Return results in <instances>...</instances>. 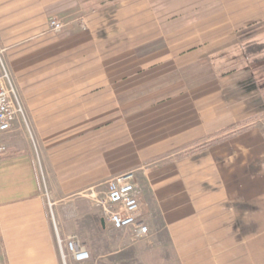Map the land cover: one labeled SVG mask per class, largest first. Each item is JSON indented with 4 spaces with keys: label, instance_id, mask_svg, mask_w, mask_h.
<instances>
[{
    "label": "crops",
    "instance_id": "crops-1",
    "mask_svg": "<svg viewBox=\"0 0 264 264\" xmlns=\"http://www.w3.org/2000/svg\"><path fill=\"white\" fill-rule=\"evenodd\" d=\"M50 1L0 0V42H7L6 37L36 33L38 20L44 23L49 14L59 9L49 10ZM181 1L154 3L171 6ZM255 1L216 0L223 3L224 14H215L234 22L246 20L248 26L256 23L247 38L262 35L264 0H258L257 6L252 5ZM111 3L86 0L81 6L95 12ZM241 4L247 6L242 9ZM237 10L244 15L238 16ZM168 48L150 55L158 62L151 69L167 65L171 68L172 47ZM135 71L130 83L140 74ZM73 73L69 63H58L53 71H43L17 83L29 120H18L6 134H13L18 125L29 121L37 142L34 147L27 141L18 144L13 134L7 141L11 153L8 151L0 159L3 264H108L110 255L124 252V248L110 251L107 232L113 228L84 194L121 172L104 167L103 160L93 159V117L95 110L101 116L110 115L112 107L124 110L125 101L143 98L144 91L138 86L125 91L123 84L128 79L110 81L109 71L105 77H94L92 69ZM159 77L145 82L152 85L164 78ZM169 82L179 84L175 87L178 91L171 87L168 95H157L150 87L149 95L144 93V98L170 100L163 110L154 109L147 120L155 124L151 130L161 132L154 140L156 146L158 141L165 142V155L158 152L165 160L164 177L162 173L150 174L145 197L134 178L140 207L146 203L150 207V212L140 208L139 216L150 227L148 237L156 246V258L164 259L163 264H264V102L252 76L246 72L202 76L196 83L203 85L201 89L212 85L208 92L195 87L190 90L189 76H177ZM206 107L209 110L204 111ZM199 131L210 133L206 135L207 142L217 137L214 133H234L190 152L188 148L204 143L199 141L200 135L190 136ZM102 138L95 142L99 144ZM18 151L22 154H12ZM57 235L63 239L77 235L89 250L90 259L64 262ZM131 253L133 258L140 255L135 248ZM127 257L123 253L118 260Z\"/></svg>",
    "mask_w": 264,
    "mask_h": 264
},
{
    "label": "rangeland",
    "instance_id": "rangeland-1",
    "mask_svg": "<svg viewBox=\"0 0 264 264\" xmlns=\"http://www.w3.org/2000/svg\"><path fill=\"white\" fill-rule=\"evenodd\" d=\"M83 1L86 0H54L55 5L51 6V0L48 9L52 7L59 9L56 14H49L44 23L38 20L36 33L29 36L6 37L7 42H0V48L4 49L3 61L12 73L16 85L28 76L53 71V67L58 63L62 66L69 63L73 74L92 69L94 77H105L104 74L109 71L110 81L128 79L123 84L125 91L135 89L137 86L144 91L141 93L143 98L125 101L124 110L109 108L110 115L107 116H101L98 110L94 111L93 159L103 160L104 167L108 166L109 169L115 167L121 172L110 175L84 193L92 205L94 197L102 195L105 182L114 175L133 173L144 197L149 192L150 174L162 173L161 178L164 177L165 160L159 155H165L166 147H163L165 142L158 141L156 146L154 140L161 132L155 133L151 130L155 124L150 125L147 120L154 109L163 110L170 100L144 98L149 95L151 89H153L151 92H156L157 95H168L171 87H174L175 92L178 91L176 88L180 87L179 84L170 83L171 78L189 76L190 90L195 87L198 91L208 92L212 90V85H205L206 89H201L203 85L197 84V79L202 76L220 77L246 72L252 76L264 102V53L260 58L257 57L256 61L254 60L256 56L243 52L242 49L244 44L256 40L261 35L246 37L252 29L250 27L256 23L248 26L246 20L234 22L225 17H217L218 14L215 12L222 11L223 3L219 4L215 2L216 0L204 2L183 0L170 6L161 3L155 5L154 0H111L113 3L107 7L95 12L90 9L87 12L81 6ZM252 5L257 6L258 0ZM241 6L244 9L247 5ZM237 12L238 16L244 15L238 10ZM52 20L61 23L59 31L51 30L49 24ZM168 47H172L171 68L167 65L151 69V65L158 62L153 60L154 56L150 59V55L163 48L170 49ZM162 53L164 52L158 54ZM166 55L170 57L169 52ZM118 66L121 68H117ZM135 70L140 74L130 83V77ZM159 76L164 78L157 83L148 85L145 82L153 77L159 79ZM115 86L116 84L111 85V89L115 90ZM207 110L209 109L206 107L204 111ZM26 118L28 119V116ZM233 133L229 131L214 133L217 137L209 142L205 140L209 137L206 135L210 134L206 131L190 133V136L200 135L199 141L204 140V143L198 145L200 146L220 141ZM4 134L0 136V142L7 146L9 154L11 151L7 141L13 134L15 143L23 144L27 141L31 147L36 146V132L29 121L28 124L22 122L18 125L17 131L13 134ZM100 136H103L102 141L97 144L95 140ZM192 148L187 150L191 151ZM159 151L163 153L159 154ZM140 208L150 212L147 203ZM93 209L96 211L94 207ZM147 221L149 222L148 219ZM107 233L110 251L124 248L123 253L128 256L120 261L118 256L123 253L112 254L108 264H163L164 259L156 258V246L149 240L150 230L142 239L134 238L129 228L110 229ZM133 248L140 251V257H132ZM69 260L67 258L66 262Z\"/></svg>",
    "mask_w": 264,
    "mask_h": 264
},
{
    "label": "built area",
    "instance_id": "built-area-1",
    "mask_svg": "<svg viewBox=\"0 0 264 264\" xmlns=\"http://www.w3.org/2000/svg\"><path fill=\"white\" fill-rule=\"evenodd\" d=\"M49 26L51 30L59 31L61 23L52 20ZM3 52L4 49L0 48V136L10 131L18 120L25 121L26 118L18 87L3 61ZM7 153V146L0 142V159ZM138 194L139 189L134 181L133 173H120L105 182V190L101 196H93L92 206L101 211L103 219L113 229L129 228L134 238L142 239L149 234V228L139 216ZM57 244L64 262L67 258L76 262H85L90 259L89 250L77 235H71L65 239L57 235ZM0 264H3L1 250Z\"/></svg>",
    "mask_w": 264,
    "mask_h": 264
},
{
    "label": "trees",
    "instance_id": "trees-1",
    "mask_svg": "<svg viewBox=\"0 0 264 264\" xmlns=\"http://www.w3.org/2000/svg\"><path fill=\"white\" fill-rule=\"evenodd\" d=\"M242 49H243V52H247V53L251 54L254 57L256 56L254 58V60L257 61L258 60L257 57L260 58V55L262 53H264V34L261 35V37H258L256 40H254V41H252L250 43L244 44L242 46ZM211 143H213V142H211ZM211 143H208V144L206 143V144L197 146L195 148H192L190 152L195 151L197 149L205 148V147H207ZM12 154L19 155V154H22V152L21 151H18V152L12 153Z\"/></svg>",
    "mask_w": 264,
    "mask_h": 264
}]
</instances>
